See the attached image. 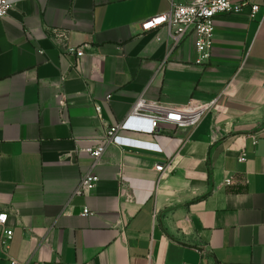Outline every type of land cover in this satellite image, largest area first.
I'll return each instance as SVG.
<instances>
[{"label":"crops","instance_id":"crops-1","mask_svg":"<svg viewBox=\"0 0 264 264\" xmlns=\"http://www.w3.org/2000/svg\"><path fill=\"white\" fill-rule=\"evenodd\" d=\"M10 2L0 214L13 237L0 264H264V3L256 17L249 6L217 16L200 66L195 36L172 50L165 29L141 30L169 0ZM81 45V59L65 54ZM141 96L218 101L194 129L152 135L132 121L122 135L151 148L109 147L96 188L74 196L93 162L86 149Z\"/></svg>","mask_w":264,"mask_h":264},{"label":"built area","instance_id":"built-area-1","mask_svg":"<svg viewBox=\"0 0 264 264\" xmlns=\"http://www.w3.org/2000/svg\"><path fill=\"white\" fill-rule=\"evenodd\" d=\"M170 8L166 12L153 15L142 21V32L165 29L172 40V50L182 44L190 36L196 37L197 57L195 63L203 66L212 58L215 38V20L222 14L240 12L249 6L252 17L261 10L264 0H169ZM10 0H0V20L9 15L12 10ZM66 55H74L77 59L84 57L85 45L67 48ZM218 99L210 102L190 103L186 106H174L161 101L148 100L141 96L133 104L128 116L115 124L109 125L102 137L93 146L86 149L93 158L90 169L82 176L74 196L85 195L96 188L100 177L97 167L109 147L118 145L132 148L150 149V143L122 135L124 131L133 128L132 121H138V128L142 131L156 135L162 132H175L181 128L194 129L207 112L213 109ZM65 105V102H63ZM98 112L101 106L97 104ZM246 160L245 154L239 157L240 162ZM170 165H157L160 179ZM233 177L226 180L227 185H232ZM94 214L88 207L83 209V215ZM8 214H0L2 233L0 244L7 247L13 237V230L7 227ZM9 264H31L10 258Z\"/></svg>","mask_w":264,"mask_h":264}]
</instances>
